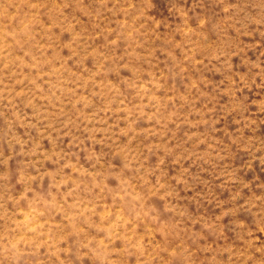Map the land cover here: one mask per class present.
Returning <instances> with one entry per match:
<instances>
[{
  "label": "rangeland",
  "instance_id": "obj_1",
  "mask_svg": "<svg viewBox=\"0 0 264 264\" xmlns=\"http://www.w3.org/2000/svg\"><path fill=\"white\" fill-rule=\"evenodd\" d=\"M0 264H264V0H0Z\"/></svg>",
  "mask_w": 264,
  "mask_h": 264
}]
</instances>
